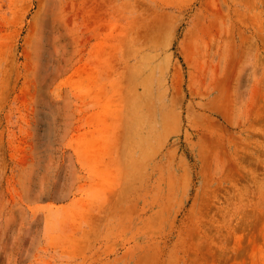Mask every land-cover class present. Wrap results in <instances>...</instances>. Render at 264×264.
<instances>
[{
  "label": "rangeland",
  "instance_id": "obj_1",
  "mask_svg": "<svg viewBox=\"0 0 264 264\" xmlns=\"http://www.w3.org/2000/svg\"><path fill=\"white\" fill-rule=\"evenodd\" d=\"M0 264H264V0H0Z\"/></svg>",
  "mask_w": 264,
  "mask_h": 264
}]
</instances>
